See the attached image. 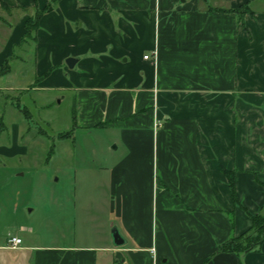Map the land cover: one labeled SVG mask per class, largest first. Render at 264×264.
I'll return each mask as SVG.
<instances>
[{
    "label": "crops",
    "instance_id": "obj_1",
    "mask_svg": "<svg viewBox=\"0 0 264 264\" xmlns=\"http://www.w3.org/2000/svg\"><path fill=\"white\" fill-rule=\"evenodd\" d=\"M26 91L47 124L71 98L76 128L117 130L113 230L101 244L8 237L0 264H264V243L220 251L264 212V0H0V136L24 157L11 109Z\"/></svg>",
    "mask_w": 264,
    "mask_h": 264
},
{
    "label": "rangeland",
    "instance_id": "obj_2",
    "mask_svg": "<svg viewBox=\"0 0 264 264\" xmlns=\"http://www.w3.org/2000/svg\"><path fill=\"white\" fill-rule=\"evenodd\" d=\"M12 97L29 153L21 156L10 134L0 136V241L17 235L24 243L101 244L113 230L109 169L118 157L111 149L122 146L117 130L76 128L72 140H59L72 127L71 98L56 105V122L47 124L33 95Z\"/></svg>",
    "mask_w": 264,
    "mask_h": 264
},
{
    "label": "trees",
    "instance_id": "obj_3",
    "mask_svg": "<svg viewBox=\"0 0 264 264\" xmlns=\"http://www.w3.org/2000/svg\"><path fill=\"white\" fill-rule=\"evenodd\" d=\"M47 10L48 9L37 11L35 17L27 21V25H26V28H27L26 35L27 36L26 37L28 38L31 37L33 40H35L34 35L38 29L39 19L43 15V13H45ZM231 11L237 13L238 16L241 18L246 13H248L250 10H249L248 4H245L244 6H241L237 9H233ZM5 73H6V70H5V65H4L2 69V74H5ZM45 76H47V73L44 74L42 77H45ZM72 120H73L72 128L69 131L59 133L57 135L58 139L73 138V134L77 126V116H76L75 104L72 107ZM53 152H54V145L51 146L48 157L51 156ZM222 170L229 180L230 188L233 193L235 204L243 209L235 193V173L229 172L225 169H222ZM248 215L252 221L251 228L246 233H244L242 236L238 238H232L224 242L220 247L221 252H233L237 254L248 253V252L254 251L255 249L259 248L264 243V212L259 213V214L248 213Z\"/></svg>",
    "mask_w": 264,
    "mask_h": 264
},
{
    "label": "water",
    "instance_id": "obj_4",
    "mask_svg": "<svg viewBox=\"0 0 264 264\" xmlns=\"http://www.w3.org/2000/svg\"><path fill=\"white\" fill-rule=\"evenodd\" d=\"M75 61L76 60L70 58L66 61V63L70 68H72L74 66ZM112 235H113L115 245H117V246L121 245L122 244V238H121L117 228L114 229V231L112 232Z\"/></svg>",
    "mask_w": 264,
    "mask_h": 264
},
{
    "label": "built area",
    "instance_id": "obj_5",
    "mask_svg": "<svg viewBox=\"0 0 264 264\" xmlns=\"http://www.w3.org/2000/svg\"><path fill=\"white\" fill-rule=\"evenodd\" d=\"M144 58H145V59H148L149 56L146 55ZM8 242H9V245H10L11 248H17V247H19L20 244H21V239L18 238V237H12V238L9 239Z\"/></svg>",
    "mask_w": 264,
    "mask_h": 264
}]
</instances>
